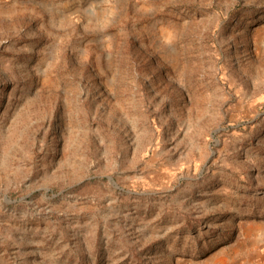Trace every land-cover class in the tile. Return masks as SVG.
Instances as JSON below:
<instances>
[{"label":"rangeland","instance_id":"374dc122","mask_svg":"<svg viewBox=\"0 0 264 264\" xmlns=\"http://www.w3.org/2000/svg\"><path fill=\"white\" fill-rule=\"evenodd\" d=\"M0 264H264V0H0Z\"/></svg>","mask_w":264,"mask_h":264}]
</instances>
